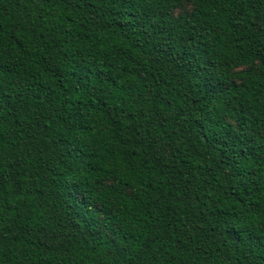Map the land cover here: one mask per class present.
I'll use <instances>...</instances> for the list:
<instances>
[{"label": "trees", "instance_id": "obj_1", "mask_svg": "<svg viewBox=\"0 0 264 264\" xmlns=\"http://www.w3.org/2000/svg\"><path fill=\"white\" fill-rule=\"evenodd\" d=\"M0 264H264V0H0Z\"/></svg>", "mask_w": 264, "mask_h": 264}]
</instances>
